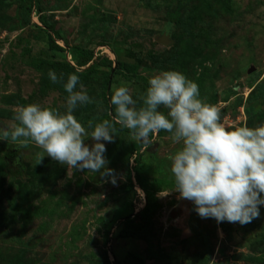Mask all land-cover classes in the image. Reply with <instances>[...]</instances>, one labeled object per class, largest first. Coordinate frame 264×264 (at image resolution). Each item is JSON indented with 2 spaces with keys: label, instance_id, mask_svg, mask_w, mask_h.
<instances>
[{
  "label": "rangeland",
  "instance_id": "374dc122",
  "mask_svg": "<svg viewBox=\"0 0 264 264\" xmlns=\"http://www.w3.org/2000/svg\"><path fill=\"white\" fill-rule=\"evenodd\" d=\"M176 12L189 20L187 33L170 31ZM74 47L84 55L75 61ZM117 63L135 75L116 73ZM49 70L64 79L52 83ZM167 70L197 83L229 130L264 124V0H0V127L28 104L63 112L72 73L94 101L75 110L78 121L116 123L114 89L127 86L139 106L148 79ZM113 135L105 158L115 186L47 156L36 164L44 153L35 144L0 140V264H264V207L245 225L202 219L175 191L168 156L180 145L168 133L147 147ZM135 174L173 183L157 193L150 219Z\"/></svg>",
  "mask_w": 264,
  "mask_h": 264
},
{
  "label": "clouds",
  "instance_id": "9594fccd",
  "mask_svg": "<svg viewBox=\"0 0 264 264\" xmlns=\"http://www.w3.org/2000/svg\"><path fill=\"white\" fill-rule=\"evenodd\" d=\"M48 78L54 84L64 79L53 70ZM63 89L67 94L63 112L38 104L20 106L13 117L16 123L0 127V140L35 144L44 153L36 164L47 156L72 170L99 173L115 186L116 174L105 158V145L114 139L113 123L89 121L85 127L73 115L78 107L94 102L77 74L68 75ZM110 104L115 109L113 120L143 147L152 143L150 134L161 131L180 145L168 156L170 173L175 191L193 203L200 218L245 225L260 216L264 124L229 130L221 122L220 109L200 98L197 83L175 70L151 76L139 106L127 86L114 89ZM89 136L94 141L91 147L85 143Z\"/></svg>",
  "mask_w": 264,
  "mask_h": 264
},
{
  "label": "trees",
  "instance_id": "16d2710c",
  "mask_svg": "<svg viewBox=\"0 0 264 264\" xmlns=\"http://www.w3.org/2000/svg\"><path fill=\"white\" fill-rule=\"evenodd\" d=\"M178 12L170 15V18L168 20V26L170 28V31H172L173 29H181L183 32L187 33L188 32V28L190 25V22L188 19H183L181 13L177 14ZM50 47L52 50H61L60 47H57L56 45H54V43L50 40L49 41ZM70 55L72 57V59L77 60V58L79 57H83V52L77 48L74 47L70 50ZM92 54L88 53L87 57H85L86 62H89L92 60ZM104 63L110 65L111 63L109 61H105ZM81 66V65H80ZM66 68H69L68 65H65ZM116 73L118 74H122V73H128L130 75H135V71H136V67L134 65H129V64H124V63H117L116 65ZM71 70H73V68H71ZM114 125V129L116 130H120L123 131L124 133H128L130 134L129 130L121 127L119 124L114 123L113 121H111ZM151 136V134H150ZM127 181H128V186L126 187L127 191H132L133 189V185L131 182V177L128 175L127 176ZM133 181L135 183V185L145 194V200L146 203L144 205V208L141 211L142 216L145 219H150L152 218L157 211H159L160 209V204L157 202V193L164 191V190H168V188H170V186L173 184L170 183V181L168 180H159V179H147L144 176L135 174L133 177ZM128 220V218H127ZM121 235L124 238H133L135 237V232L131 231V230H125L122 231ZM248 260L254 261L253 258L251 257H245Z\"/></svg>",
  "mask_w": 264,
  "mask_h": 264
}]
</instances>
